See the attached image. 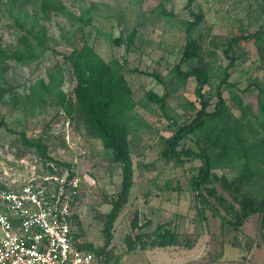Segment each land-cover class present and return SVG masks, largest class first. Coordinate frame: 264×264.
I'll use <instances>...</instances> for the list:
<instances>
[{
  "label": "rangeland",
  "instance_id": "374dc122",
  "mask_svg": "<svg viewBox=\"0 0 264 264\" xmlns=\"http://www.w3.org/2000/svg\"><path fill=\"white\" fill-rule=\"evenodd\" d=\"M60 1L77 17L85 15L87 6H94L91 12L93 22L83 25L77 18L67 19L55 12L45 18L41 12V0H0L1 48L9 52L19 48V38L33 26V22L45 26L49 46L47 52L32 63L6 61L7 83L0 84V121L15 132L0 125V182L19 187L30 180L41 183L44 177L74 172L80 179L74 201V212L79 218L75 231L81 242L95 247L105 244L107 214L122 189L123 179L122 168L115 161L113 151L103 146L79 113L68 115L52 97L45 106L34 105L26 97L31 84L41 78L49 80L48 71L56 62L64 67L63 90L74 96L77 81L71 62L65 60L63 54L69 55L74 48L87 43L110 63L115 59L122 63L124 59L128 60L124 73L136 101L135 107L129 111L135 183L128 203L114 223L109 246L113 249L112 254L120 257L129 252L126 238L139 231L132 226V219L138 213L140 222L144 223L148 217L151 220L141 232L165 224L179 232L184 242L193 243L194 252H200L206 264H264L263 215L254 213L239 227L235 225L242 195L250 191L261 196L258 177L245 181L240 191L234 192L240 170L230 167L212 169L210 179L200 187L205 199L202 203L194 179L203 161L189 158L179 163L164 155L165 140L176 131L178 124H187L195 116L196 110L190 104L201 107L195 91L196 81L191 78L185 86H179L171 73L186 44L184 20L194 19L187 8L188 0ZM262 7L260 0H196L193 9L203 13V20L193 34L199 38L207 33L212 37L253 31L264 22ZM162 9L173 13L174 22L160 13ZM18 20L22 26L16 23ZM133 29L136 34L128 44ZM37 30L38 26H35L33 33ZM107 34L121 37L123 44L116 45ZM243 45L248 53L230 69L232 86H224L227 104L237 116L241 115L238 101L252 104L257 109L258 89L247 90L248 85L253 82L264 84V58L253 42ZM219 63L228 64L221 52L216 64ZM196 64L193 58L183 64V68L190 69ZM133 68L138 71L132 72L130 69ZM145 71L159 73L163 82L146 75ZM220 80L215 75L212 84L204 89L206 98L210 99L208 109L211 111L217 101L212 90ZM152 89L158 95H168L167 114L159 104L147 99L146 93ZM22 132L29 138L41 139L47 145L48 153L64 164L44 159L36 148L24 143L20 136ZM254 135H249L251 141ZM197 138V135H189L181 142L180 149L200 151ZM65 163L70 164V168ZM257 164L264 168L261 160ZM222 177H225L226 184ZM182 251L194 253L190 249L183 248ZM93 264H99L98 258Z\"/></svg>",
  "mask_w": 264,
  "mask_h": 264
},
{
  "label": "trees",
  "instance_id": "16d2710c",
  "mask_svg": "<svg viewBox=\"0 0 264 264\" xmlns=\"http://www.w3.org/2000/svg\"><path fill=\"white\" fill-rule=\"evenodd\" d=\"M195 1L188 0L187 2V8L191 11L194 19L184 20L183 29L186 33V44L180 60L172 67L171 73L179 86H185L191 78L196 81L195 91L200 98L201 107L197 108L195 103L190 104L192 109L196 110L195 116L187 124H178L176 131L165 140L164 155L168 160L176 159L179 163H183L189 158H200L203 161L201 169L194 179L195 190L198 192L202 203L205 202V199L203 200L204 195L200 187L210 179L212 169L230 167L240 170V174L235 180L234 192L240 191L245 181L249 182L254 177H258L257 181L261 184V196L250 191L242 195L240 208L236 211L235 225L239 227L254 213L262 214L264 222V168L257 164L258 160L264 163V84L253 82L248 85L247 90L252 87L258 89L257 109H254L252 104L244 103L242 100L238 101L240 116L232 112L224 96V86H232L230 69L236 65L238 60L245 58L248 53L245 51L244 43L253 42L264 58V22L253 31H241L240 33L212 37L207 33L196 38L193 32L203 20V13H198L193 9ZM260 2L264 13V0H260ZM93 9L94 6L89 5L84 9L85 15L77 17L60 0H41V12L44 13L45 18H49L50 14L55 12L67 19L77 18L83 25H89L93 22L91 15ZM160 13L164 14L167 20L174 22L172 12L166 13L162 9ZM16 23L22 26L20 20ZM32 24L33 26L28 28L26 33L19 38V48L9 52L0 47V84L3 81L7 83L5 80L7 60L12 59L17 63L29 64L39 60L49 49L45 26L36 22ZM35 26H38V30L33 33ZM135 34L136 29H133L128 38V44L133 41ZM107 36L116 45L123 44L121 37L116 38L111 34H107ZM220 52L228 60V64L225 66L221 63L216 64ZM63 55L65 60L71 62L72 71L77 81L73 90L74 96L63 90L64 67L60 62H56L48 71L49 80L46 81L41 78L31 84L26 97L34 105L39 106H45L49 97H52L54 103L64 109L68 115L79 113L89 129L101 139L103 146L113 151L115 161L122 168L123 179L122 189L118 197L112 201V209L107 214L104 230L106 242L101 247H95L91 243L84 242H78L77 245L81 250L92 252L95 259L98 258L99 264H120L122 256H114L112 254L113 249L109 246L113 239L114 223L122 208L128 203L135 183V167L129 137V111L135 107L136 101L133 98L131 85L124 73L128 60L124 59L122 63L120 59H115L113 63H110L97 52L94 46L87 43L80 48H74L69 55ZM193 58L196 59L197 64L190 69H184L183 64ZM130 70L132 72L138 71L137 68ZM145 74L163 82L162 76L157 72L145 71ZM215 75L219 76L221 80L212 90L217 101L215 109L211 111L208 109L211 105L210 99L206 98L207 94L204 89L212 84L211 81ZM146 97L150 102L159 104L167 114L168 95H158L152 89L146 93ZM0 125L7 127L3 121H0ZM7 130L15 132L10 128ZM252 133L255 135L251 141L249 135ZM191 134L198 136L200 151L191 148L180 149L181 142ZM20 136L27 146L36 148L44 159L56 164H64L55 160L48 153V147L41 139L29 138L24 132ZM65 165L68 168L71 166L68 163ZM69 175L71 178L75 177L74 172L69 173ZM215 177L218 178V176ZM222 181L226 184L225 177H222ZM0 184L3 185L2 182ZM209 191L215 193L214 189ZM201 215L205 217L203 211H201ZM73 218L75 225L79 223V218L75 212ZM150 224L151 220L149 219L140 224L138 213L134 215L132 226L139 231L128 235L126 238L129 252L136 248L146 250L171 245L193 248V243L184 242L179 232L165 224H159L152 231H140ZM78 234L75 231L76 239H79Z\"/></svg>",
  "mask_w": 264,
  "mask_h": 264
},
{
  "label": "built area",
  "instance_id": "2783aa9c",
  "mask_svg": "<svg viewBox=\"0 0 264 264\" xmlns=\"http://www.w3.org/2000/svg\"><path fill=\"white\" fill-rule=\"evenodd\" d=\"M79 188L80 179L67 173L0 184V264H93L74 235Z\"/></svg>",
  "mask_w": 264,
  "mask_h": 264
},
{
  "label": "crops",
  "instance_id": "0c3cea01",
  "mask_svg": "<svg viewBox=\"0 0 264 264\" xmlns=\"http://www.w3.org/2000/svg\"><path fill=\"white\" fill-rule=\"evenodd\" d=\"M148 219L150 220V217ZM153 224L154 222H152ZM183 248L189 249L178 245L160 246L146 250L136 248L122 256L120 264H206L205 261H202L203 255L200 256V252H194V248H191L190 250L194 253H186V251H182Z\"/></svg>",
  "mask_w": 264,
  "mask_h": 264
}]
</instances>
